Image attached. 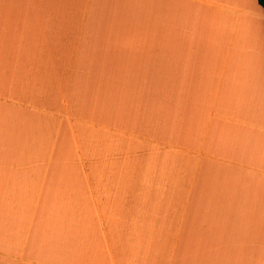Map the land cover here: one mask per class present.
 <instances>
[{"label": "crops", "instance_id": "1", "mask_svg": "<svg viewBox=\"0 0 264 264\" xmlns=\"http://www.w3.org/2000/svg\"><path fill=\"white\" fill-rule=\"evenodd\" d=\"M0 264H264L257 0H0Z\"/></svg>", "mask_w": 264, "mask_h": 264}, {"label": "trees", "instance_id": "2", "mask_svg": "<svg viewBox=\"0 0 264 264\" xmlns=\"http://www.w3.org/2000/svg\"><path fill=\"white\" fill-rule=\"evenodd\" d=\"M258 4L264 9V0H257Z\"/></svg>", "mask_w": 264, "mask_h": 264}]
</instances>
